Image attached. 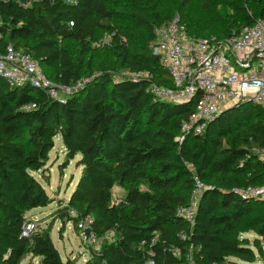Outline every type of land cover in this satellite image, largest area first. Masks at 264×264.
<instances>
[{"label": "trees", "instance_id": "1", "mask_svg": "<svg viewBox=\"0 0 264 264\" xmlns=\"http://www.w3.org/2000/svg\"><path fill=\"white\" fill-rule=\"evenodd\" d=\"M175 17L189 38L222 41L264 19V0H0V55L11 45L55 84L86 80L59 101L0 79V264L27 256L72 264L51 242L53 222L22 236L27 213L53 202L32 174L46 181L56 136L68 161L78 156L80 176L52 219L77 234L76 221L90 216L98 237L114 234L84 264H142L149 248L156 264H264V202L234 194L264 183V162L252 154L264 150V109L232 107L177 142L194 102H153L148 92L151 81L171 87L151 43L154 28ZM140 73L152 80L130 77ZM186 163L206 187L192 227L176 216L193 188ZM114 187L124 192L118 202Z\"/></svg>", "mask_w": 264, "mask_h": 264}, {"label": "built area", "instance_id": "2", "mask_svg": "<svg viewBox=\"0 0 264 264\" xmlns=\"http://www.w3.org/2000/svg\"><path fill=\"white\" fill-rule=\"evenodd\" d=\"M153 33L152 55L158 59L172 82L171 87L150 82L148 92L153 102H194L192 113L181 124L177 137L179 144L190 136L202 135L206 125L223 110L247 104L264 109V19L256 20L252 26L244 27L238 34H232L222 41L189 38L179 24L178 17L166 25L154 28ZM130 77L152 80L147 73L131 74ZM0 79L9 88L29 86L59 101L76 93L86 83L84 80L67 86L51 82L29 55L11 45L0 55ZM33 109L34 105L23 108L25 111ZM252 154L258 161L264 162V150L254 149ZM246 160L244 158L243 162ZM185 165L192 174L193 188L189 205L177 209L176 216L192 227L199 198L206 187L195 176L193 166ZM234 194L242 201L264 202V183L235 189ZM68 216L71 219L78 217L73 210L68 211ZM92 225L93 219L90 216L76 221L77 236L84 246L98 249L103 242H113V232L98 237ZM35 228L32 222H27L22 236L28 237ZM180 239L184 240L185 235L181 234ZM154 257V252L149 248L144 253L142 264H156ZM188 264L194 263L188 259Z\"/></svg>", "mask_w": 264, "mask_h": 264}, {"label": "rangeland", "instance_id": "3", "mask_svg": "<svg viewBox=\"0 0 264 264\" xmlns=\"http://www.w3.org/2000/svg\"><path fill=\"white\" fill-rule=\"evenodd\" d=\"M109 39L103 40V44H108ZM53 149L49 153V161L43 171L46 181L40 178L39 174L33 173V177L37 179L45 189L47 195L53 199V202L46 208L32 210L27 213L28 221L32 222L35 227L53 222L50 233L51 242L54 248L59 253L62 262H72V264H84L90 257V253L97 248H88L84 246L75 231L72 223L68 222L64 227L59 220L52 219V212L56 209L58 202H66L73 191L76 182L80 176V168L76 167L78 156L73 160L68 161L64 154V148L58 136L53 139ZM41 173V172H40ZM113 200L118 202L123 190L114 187L112 190ZM63 228L62 235L59 236V230ZM242 237L248 238L250 241L255 237L254 234H243ZM20 264H39V259H32L29 256L25 257ZM253 264H262L256 262Z\"/></svg>", "mask_w": 264, "mask_h": 264}, {"label": "water", "instance_id": "4", "mask_svg": "<svg viewBox=\"0 0 264 264\" xmlns=\"http://www.w3.org/2000/svg\"><path fill=\"white\" fill-rule=\"evenodd\" d=\"M228 109H230V108H228ZM228 109H226V110H228ZM226 110H223L221 113H223L224 111H226ZM43 173V171H41V174Z\"/></svg>", "mask_w": 264, "mask_h": 264}, {"label": "crops", "instance_id": "5", "mask_svg": "<svg viewBox=\"0 0 264 264\" xmlns=\"http://www.w3.org/2000/svg\"><path fill=\"white\" fill-rule=\"evenodd\" d=\"M77 235V234H76Z\"/></svg>", "mask_w": 264, "mask_h": 264}]
</instances>
